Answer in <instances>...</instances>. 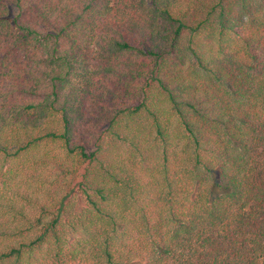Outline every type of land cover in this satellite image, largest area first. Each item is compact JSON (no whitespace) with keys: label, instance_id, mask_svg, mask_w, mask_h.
<instances>
[{"label":"trees","instance_id":"1","mask_svg":"<svg viewBox=\"0 0 264 264\" xmlns=\"http://www.w3.org/2000/svg\"><path fill=\"white\" fill-rule=\"evenodd\" d=\"M0 264H264V0H0Z\"/></svg>","mask_w":264,"mask_h":264}]
</instances>
